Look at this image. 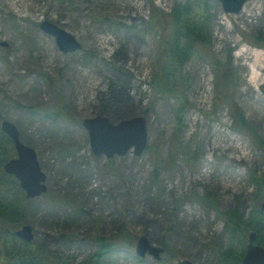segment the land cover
I'll return each instance as SVG.
<instances>
[{
    "label": "rangeland",
    "instance_id": "374dc122",
    "mask_svg": "<svg viewBox=\"0 0 264 264\" xmlns=\"http://www.w3.org/2000/svg\"><path fill=\"white\" fill-rule=\"evenodd\" d=\"M187 4L206 25L198 49L229 62L233 104L264 140V0H247L237 13L218 0H0V131L6 134L4 118L16 124L48 175V191L36 198L20 181L17 193L10 190L24 204L17 229L30 224L35 236L15 232L10 242L27 251L40 245L58 264H215L228 255L242 264L250 232L264 228V150L231 127L226 105L216 106L208 61L198 52L176 61L171 26L155 24L153 6L169 13ZM44 20L82 48L64 53L41 28ZM241 47L254 55H237ZM258 56L263 77L251 84L245 63ZM97 115L115 122L145 116L146 151L96 155L83 121ZM4 148L7 158L16 156L14 143ZM125 232L128 242L93 258L96 238L123 243ZM142 235L173 251L138 261Z\"/></svg>",
    "mask_w": 264,
    "mask_h": 264
},
{
    "label": "trees",
    "instance_id": "16d2710c",
    "mask_svg": "<svg viewBox=\"0 0 264 264\" xmlns=\"http://www.w3.org/2000/svg\"><path fill=\"white\" fill-rule=\"evenodd\" d=\"M152 15L155 21V24L159 27L162 26L163 22L169 26H171V38L173 37V48L172 55L178 62L186 61L189 56L193 52H198L200 56L205 58L209 65L212 68L214 73V101L216 106L220 103L227 106L229 109L230 115L232 117L231 127L242 133L248 134L251 139L262 149L264 150V140H259L255 138L257 136L254 127L248 122L245 117L243 111H240L233 104V85L231 81H233L232 68L229 62L222 63L218 60L211 52H203L201 49L199 50V44H204V40L206 38V25L204 21V17L202 12H198L195 10L194 6L192 7L190 4L185 6H179L176 10L172 12H160V10L156 7H152ZM158 13V14H157ZM191 18V19H190ZM164 45V44H163ZM195 48H194V47ZM166 47V46H165ZM166 66V65H165ZM165 67L163 68L164 72ZM161 84V83H160ZM231 84V85H230ZM162 93H166L169 88L163 85H160ZM19 107H23L19 103ZM185 105V103L183 102ZM56 115H59L55 113ZM54 114L48 115L56 118ZM1 132V131H0ZM4 141H9L10 144L13 145L12 139L1 132L0 134V264H58L59 261L56 260L54 255H46L40 245L35 248L36 250L27 251L21 246L16 244V241L10 242L9 237L17 240V236L15 232L17 228L20 226L22 219L25 215L23 210L24 204L20 206V197L15 200L14 194H11L10 190L17 193V190H13L14 187L19 186V180H17L13 175H8L5 173L3 166H5V162L11 159L13 156L7 158ZM199 154L191 155L189 154V158L197 157ZM154 176L157 180L159 177L158 167L154 170ZM20 188V187H19ZM25 198V199H24ZM26 197L21 199V203H25ZM194 200L202 201L205 204L207 199H202L201 197H195ZM258 219V217H257ZM252 220H249L251 222ZM259 222L262 223L264 227V219L259 218ZM261 225V226H262ZM260 226V225H259ZM257 228V226H256ZM264 228L258 227V239L259 242L264 244ZM122 241L116 242L111 239L110 243L107 238L98 237L95 242L98 244L100 249L94 254L93 258H96L97 261L104 260L108 254L114 252L116 246L120 244H124L126 241L130 240V236L125 232L120 235ZM132 241V240H131ZM34 242H28V244H33ZM111 247V248H110ZM166 251H173L170 247L166 246ZM14 251V253L12 252ZM29 252V253H26ZM174 253H176L174 251ZM244 253L241 252L240 255L243 256ZM173 255V253L171 254ZM239 255V254H238ZM176 256V255H175ZM230 256V258H229ZM241 256V259H242ZM239 257L228 255L225 259L219 260L218 263L215 264H239ZM138 261H143L142 258L137 257ZM97 263V262H96Z\"/></svg>",
    "mask_w": 264,
    "mask_h": 264
},
{
    "label": "water",
    "instance_id": "95a60500",
    "mask_svg": "<svg viewBox=\"0 0 264 264\" xmlns=\"http://www.w3.org/2000/svg\"><path fill=\"white\" fill-rule=\"evenodd\" d=\"M228 13L240 12L247 0H218ZM41 28L55 36L60 49L70 53L82 48V43L69 31L56 23L44 20ZM90 134L92 150L96 155L107 157L125 155L134 149L135 154L142 155L148 146V125L145 116L138 115L115 122L106 115L85 118L83 121ZM2 130L12 139L17 154L9 159L4 166L8 174L14 175L26 192L28 198H36L48 191V175L41 167L35 148L24 143L20 130L13 122L3 119ZM264 211V203L262 204ZM16 234L33 241L35 236L30 224H24L16 230ZM249 243L242 259V264H264V246L256 242L257 232L249 234ZM136 254L140 257L152 255L160 259L163 247L154 245L147 236H140L135 245ZM177 264H197L190 259H182Z\"/></svg>",
    "mask_w": 264,
    "mask_h": 264
},
{
    "label": "bare ground",
    "instance_id": "6f19581e",
    "mask_svg": "<svg viewBox=\"0 0 264 264\" xmlns=\"http://www.w3.org/2000/svg\"><path fill=\"white\" fill-rule=\"evenodd\" d=\"M247 47H249V48L251 49V46H247ZM241 49H243V51L240 52V55H244V54L254 55V52L251 51V50L248 49V48L241 47L240 50H241ZM245 65H246V66L248 67V69H249V76H248V78H247L248 82H250L251 84H259L260 80H261L262 77H263V76H262L263 73H262V69H261V68H263V67L257 62V60L247 61V62L245 63ZM253 65H255L257 71H259V73H260V76L256 78L255 82H254L252 79H250V76H251V74H252V66H253Z\"/></svg>",
    "mask_w": 264,
    "mask_h": 264
},
{
    "label": "clouds",
    "instance_id": "9594fccd",
    "mask_svg": "<svg viewBox=\"0 0 264 264\" xmlns=\"http://www.w3.org/2000/svg\"><path fill=\"white\" fill-rule=\"evenodd\" d=\"M243 51V49H241L240 51L237 52V55H240V52ZM257 62H260L259 60V56H258V59H257ZM260 76V73L259 71H257L255 65L252 66V74L250 76V79H252L254 82L256 80L257 77Z\"/></svg>",
    "mask_w": 264,
    "mask_h": 264
},
{
    "label": "flooded vegetation",
    "instance_id": "af4514ba",
    "mask_svg": "<svg viewBox=\"0 0 264 264\" xmlns=\"http://www.w3.org/2000/svg\"><path fill=\"white\" fill-rule=\"evenodd\" d=\"M164 252H165V249H164ZM178 263V262H177Z\"/></svg>",
    "mask_w": 264,
    "mask_h": 264
}]
</instances>
